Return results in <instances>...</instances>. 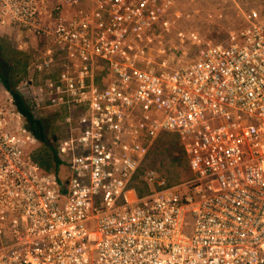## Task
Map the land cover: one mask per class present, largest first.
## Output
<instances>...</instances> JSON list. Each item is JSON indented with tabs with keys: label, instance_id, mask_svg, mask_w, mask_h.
I'll use <instances>...</instances> for the list:
<instances>
[{
	"label": "built area",
	"instance_id": "2783aa9c",
	"mask_svg": "<svg viewBox=\"0 0 264 264\" xmlns=\"http://www.w3.org/2000/svg\"><path fill=\"white\" fill-rule=\"evenodd\" d=\"M177 1L0 0V32L52 46L31 65L40 85L21 86L28 101L69 110L56 174L31 158L38 140L13 102L0 104V264H264V12L147 69L174 30L201 41L175 27ZM164 134L193 181L150 170L138 198L133 179Z\"/></svg>",
	"mask_w": 264,
	"mask_h": 264
},
{
	"label": "rangeland",
	"instance_id": "374dc122",
	"mask_svg": "<svg viewBox=\"0 0 264 264\" xmlns=\"http://www.w3.org/2000/svg\"><path fill=\"white\" fill-rule=\"evenodd\" d=\"M255 8L261 9L264 12V0H178L174 13L181 12L182 15L178 19H173L176 21L175 27L183 30L196 31L200 35L201 41H182L177 38L174 30L167 36L168 43L166 44V50L149 51L148 59L150 63L145 64L144 67L153 71H159L165 68L163 62L167 60L168 68H174L179 63L196 57L198 51L205 43L225 42L233 31L244 25L245 15ZM172 15L174 17V14ZM0 34L8 38L16 47L30 52L33 63L37 62L52 47L50 42L38 38H30L24 34H20L12 27H7ZM30 78H33L36 85H40L43 76L41 78L40 74L33 67ZM30 78L25 82V85L29 86L31 83ZM21 90L24 92V87ZM24 95L27 98L25 92ZM0 102L7 104L8 107L13 102L11 96L4 91L1 81ZM29 104L31 105L30 102ZM34 111L39 118H49L53 123L63 125V112L60 108L49 107L41 110L34 108ZM73 115L77 117V114ZM21 122L25 124L24 118ZM164 141L166 145L171 144L170 139L166 138ZM37 146L38 144L32 145L30 150L32 151ZM160 147L161 142H157L156 140L151 146L150 151L159 150ZM187 167L190 171L188 160ZM154 170L161 176L162 173L158 169ZM192 181L193 175L190 173L178 185L185 184L188 187Z\"/></svg>",
	"mask_w": 264,
	"mask_h": 264
},
{
	"label": "trees",
	"instance_id": "16d2710c",
	"mask_svg": "<svg viewBox=\"0 0 264 264\" xmlns=\"http://www.w3.org/2000/svg\"><path fill=\"white\" fill-rule=\"evenodd\" d=\"M31 65L32 54L16 47L0 34V81L10 94L16 110L24 118L27 129L38 140V146L30 153L31 158L43 171L58 174L65 163L61 156L60 142L67 137L69 110L62 109L64 126L53 123L49 118L36 116L33 106L29 104L21 90L22 84L30 78ZM166 138L170 139L171 144H165ZM157 142H161V147L159 150L149 151L133 179V188L138 198L152 192L145 178L150 170L158 169L168 186L180 184L191 173L187 167L185 149L178 136L164 134Z\"/></svg>",
	"mask_w": 264,
	"mask_h": 264
},
{
	"label": "crops",
	"instance_id": "0c3cea01",
	"mask_svg": "<svg viewBox=\"0 0 264 264\" xmlns=\"http://www.w3.org/2000/svg\"><path fill=\"white\" fill-rule=\"evenodd\" d=\"M7 28V27H6ZM28 36V35H27ZM28 37H30V38H35V37H33V36H28ZM4 88V87H3ZM4 91L8 94V95H10L6 90H5V88H4ZM0 104H3L2 102H0Z\"/></svg>",
	"mask_w": 264,
	"mask_h": 264
}]
</instances>
